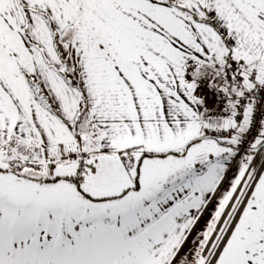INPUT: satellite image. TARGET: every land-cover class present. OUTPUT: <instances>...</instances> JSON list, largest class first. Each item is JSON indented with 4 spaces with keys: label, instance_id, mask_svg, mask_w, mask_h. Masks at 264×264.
Segmentation results:
<instances>
[{
    "label": "snow or ice",
    "instance_id": "6c2138e0",
    "mask_svg": "<svg viewBox=\"0 0 264 264\" xmlns=\"http://www.w3.org/2000/svg\"><path fill=\"white\" fill-rule=\"evenodd\" d=\"M0 264H264V0H0Z\"/></svg>",
    "mask_w": 264,
    "mask_h": 264
},
{
    "label": "crops",
    "instance_id": "0c3cea01",
    "mask_svg": "<svg viewBox=\"0 0 264 264\" xmlns=\"http://www.w3.org/2000/svg\"><path fill=\"white\" fill-rule=\"evenodd\" d=\"M211 207H212V206H209V212L211 211ZM207 218H208V213H205L204 219H202L201 222H200V224L197 226V230H199L200 225H201V224H202ZM202 227H203V226H202ZM202 227H201V228H202ZM195 235H196V232L194 231V232H193V236H195ZM190 239H191V238H190Z\"/></svg>",
    "mask_w": 264,
    "mask_h": 264
},
{
    "label": "rangeland",
    "instance_id": "374dc122",
    "mask_svg": "<svg viewBox=\"0 0 264 264\" xmlns=\"http://www.w3.org/2000/svg\"><path fill=\"white\" fill-rule=\"evenodd\" d=\"M204 225V222L200 225L199 229Z\"/></svg>",
    "mask_w": 264,
    "mask_h": 264
},
{
    "label": "trees",
    "instance_id": "16d2710c",
    "mask_svg": "<svg viewBox=\"0 0 264 264\" xmlns=\"http://www.w3.org/2000/svg\"><path fill=\"white\" fill-rule=\"evenodd\" d=\"M260 163V161H258V164Z\"/></svg>",
    "mask_w": 264,
    "mask_h": 264
}]
</instances>
